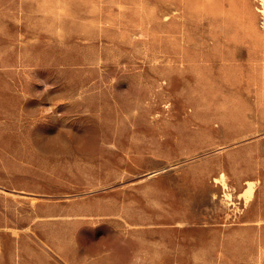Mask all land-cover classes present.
<instances>
[{
	"label": "rangeland",
	"instance_id": "obj_1",
	"mask_svg": "<svg viewBox=\"0 0 264 264\" xmlns=\"http://www.w3.org/2000/svg\"><path fill=\"white\" fill-rule=\"evenodd\" d=\"M263 10L0 0V264H264Z\"/></svg>",
	"mask_w": 264,
	"mask_h": 264
},
{
	"label": "bare ground",
	"instance_id": "obj_2",
	"mask_svg": "<svg viewBox=\"0 0 264 264\" xmlns=\"http://www.w3.org/2000/svg\"><path fill=\"white\" fill-rule=\"evenodd\" d=\"M264 11V10H263ZM253 185L254 183L252 181H250V186H249V190H252L253 189ZM227 195H230L228 192L226 193Z\"/></svg>",
	"mask_w": 264,
	"mask_h": 264
}]
</instances>
